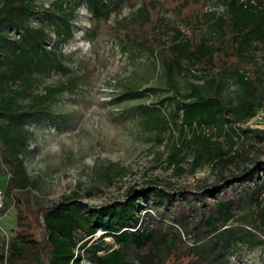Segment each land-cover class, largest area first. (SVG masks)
<instances>
[{
    "label": "rangeland",
    "instance_id": "374dc122",
    "mask_svg": "<svg viewBox=\"0 0 264 264\" xmlns=\"http://www.w3.org/2000/svg\"><path fill=\"white\" fill-rule=\"evenodd\" d=\"M56 1L60 0H34L37 11L30 23H46L45 47L61 51L70 70L52 68L42 74L31 95L70 77L76 83L27 121L30 132L24 141L13 143L0 136V186L7 192L0 222V264H7L2 254L8 253L21 228L19 212L27 215L41 240V206L77 193L79 200L100 208L124 200L132 189L137 192L142 228L153 230L154 241L142 250L129 248L131 264H264V242L259 241L264 240V171L259 165L264 162V142L243 131L264 129V119H256L264 107V42L251 47L239 62L223 45L211 69L192 66L174 75L181 100L191 98L193 84L205 95L223 87L230 122L215 119L189 128L178 119L160 132L145 124L149 115H181L177 102L166 99L175 93L167 73L168 45L177 28L182 38L209 36L216 20L212 12H226L223 0H108L101 18L83 0L72 16L74 34L63 43L57 41L55 22L46 21ZM4 3L0 0V10ZM63 3L69 8L74 0ZM240 73L252 77L256 87L249 90L240 84ZM31 95L20 101L28 102ZM1 121L8 133L17 135L18 127ZM195 134L209 139L212 154L194 167V144L184 149L179 166L170 165L174 145L193 140ZM12 151L22 158L27 175L17 173ZM156 187L169 195L155 198ZM141 192L148 193L146 199ZM227 200L232 208L225 216L217 208ZM102 233L100 229L95 239ZM105 241L113 244L111 237ZM82 245L78 241L80 264H93L92 250Z\"/></svg>",
    "mask_w": 264,
    "mask_h": 264
},
{
    "label": "trees",
    "instance_id": "16d2710c",
    "mask_svg": "<svg viewBox=\"0 0 264 264\" xmlns=\"http://www.w3.org/2000/svg\"><path fill=\"white\" fill-rule=\"evenodd\" d=\"M82 1L74 0L69 8L63 0L56 1L57 8L51 15L46 16V21L55 22L54 30L58 43L66 42L73 36L72 16ZM85 1L98 18H101L109 7L108 0ZM223 2L226 12L223 15L212 12L216 20L209 36H203L199 40L182 38L181 30L177 28V34L168 45L166 63L175 93L166 99L177 102L181 115L179 111L170 115H149L144 121L148 127L166 132L178 119L189 128L209 124L215 119H220L223 123L231 121L228 117L231 108L223 96L222 85L216 94L205 95L199 86L193 84L191 98L181 100L178 98L179 89L174 79L176 72L183 73L186 68L188 70L192 66L211 69L216 50L220 51L223 45L226 47L225 52L236 57L239 62L251 47H258V42H264V0H256V3L251 0ZM36 11L34 0H5L0 10V136L8 137L13 143L16 140L24 141L30 132L26 127L27 121L43 112L54 95L74 87L76 83L74 78L70 77L65 82L48 86L44 93L31 95L35 80L42 74L52 68L63 72L70 70L61 58V51L45 47L46 23L38 26L30 23L31 15ZM10 28L14 30L11 31ZM184 62H188L189 66H185ZM238 81L246 89L252 90L256 87L255 80L244 73H240ZM136 92L137 89H131V93ZM29 95L32 96L31 100L26 103L20 101L22 97ZM143 108L148 106L144 105ZM4 119L12 122V126L18 127L17 135L8 133V128L1 121ZM243 131L250 132L252 136L264 142V129ZM198 138H205V141L198 143ZM194 144L197 146L194 149L193 166L202 164L205 156L212 154V149L209 139L199 134H195L193 140L187 139L180 145H174L168 163L179 166L183 161L184 149L193 147ZM12 154L17 173L27 175L22 158L15 156V151H12ZM259 165H262L261 170L264 171V162H259ZM10 187L13 188L12 182ZM136 193L133 194L132 189L124 200L108 203L100 208L91 207L79 200L77 193L66 195L49 206H41L37 214L38 223L44 233L41 240L32 231L27 215L19 212L21 228L10 241L8 253L2 254V258L7 264H80L82 253L76 249L78 241H83L82 248L88 246L87 250H92L90 260L93 264H131L128 260V249L134 247L142 250L154 241L153 230L142 228L143 219L136 213L139 207ZM140 195L146 199L148 193L141 192ZM153 195L163 199L169 194L166 189L156 187ZM218 206V213L227 216L231 212L232 201H223ZM219 220L217 218L216 222ZM261 222L264 226V213ZM100 229L103 233L100 238L95 239ZM107 237H111L113 244L106 243ZM97 240L102 241V244ZM259 241L264 242L262 239ZM115 245L120 247L115 248ZM43 256L47 259H43Z\"/></svg>",
    "mask_w": 264,
    "mask_h": 264
},
{
    "label": "built area",
    "instance_id": "2783aa9c",
    "mask_svg": "<svg viewBox=\"0 0 264 264\" xmlns=\"http://www.w3.org/2000/svg\"><path fill=\"white\" fill-rule=\"evenodd\" d=\"M251 1L256 3V0H251ZM256 119L257 120L264 119V107L258 113ZM6 206H7V192L3 187L0 186V222L3 219L4 210L6 209Z\"/></svg>",
    "mask_w": 264,
    "mask_h": 264
}]
</instances>
